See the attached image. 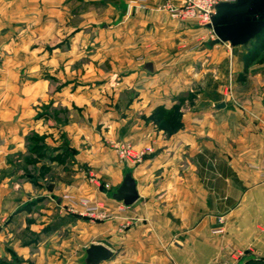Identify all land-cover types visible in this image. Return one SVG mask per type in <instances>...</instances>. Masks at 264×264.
<instances>
[{
    "label": "rangeland",
    "instance_id": "374dc122",
    "mask_svg": "<svg viewBox=\"0 0 264 264\" xmlns=\"http://www.w3.org/2000/svg\"><path fill=\"white\" fill-rule=\"evenodd\" d=\"M150 3L21 1L20 20L15 22L21 29L13 37L16 43L0 48V121L21 120L22 134L21 151L7 153V166L0 170V181L7 175V183L21 184L15 185L0 204V261L85 264V248L106 237L115 239L111 241L113 256L100 264H160L158 248L176 242L173 237L162 238L156 232L158 227H174V205L165 210L169 223L160 224L156 217L152 223L129 218L113 234L104 224L110 219L105 204L89 197V187L96 185L109 192L111 178L137 169L154 152L152 143L143 142V137L136 141L126 138L125 126L132 125L136 131L140 129L136 127L151 125L165 137L176 133L183 126L182 114L205 104L204 100L209 98L197 96L196 89L222 84L226 91L217 98H225L240 110L247 99L244 92L258 86L249 77L250 72L264 73V51L251 65L252 71L248 68L245 79L238 80L242 72L236 74L231 59L226 66H211L205 55L195 57L194 51L201 46L207 48V37L212 40L214 35L195 19L173 17L170 9L180 5L157 2L154 7L166 10L171 19L190 22L194 29L202 28L200 33L183 34L182 39L173 41L166 35L160 38L152 26L142 32L141 17L134 14L146 10ZM169 48L179 58L177 64L169 66L172 70L168 74L183 78L179 82L182 88L176 94L168 88L161 89L170 83L168 76L153 78L141 69L145 60L159 55V65H168ZM244 50L242 46L233 48L241 55ZM157 89L164 90L162 96L151 95ZM168 92L169 104H164L161 99ZM162 121L164 129L160 126ZM6 135L8 138V131ZM57 155L63 160H53ZM109 167H117L114 177L105 175L104 169ZM261 168L264 171V158ZM13 169L21 173L11 175L9 171ZM150 195L158 200L153 191L128 207L148 200ZM166 196L173 201L175 195L170 192ZM155 207L157 211L158 205ZM93 212L102 216L88 214ZM60 217H64L65 223L56 224L51 230L50 223L61 221ZM147 226L155 232H142ZM244 252L232 251L229 260H236ZM229 260L218 264H229Z\"/></svg>",
    "mask_w": 264,
    "mask_h": 264
},
{
    "label": "crops",
    "instance_id": "0c3cea01",
    "mask_svg": "<svg viewBox=\"0 0 264 264\" xmlns=\"http://www.w3.org/2000/svg\"><path fill=\"white\" fill-rule=\"evenodd\" d=\"M21 1L0 0V48L11 47L16 43L13 37L14 33L21 29V26L15 23L20 20ZM150 2L146 10L134 14L141 17L139 29L142 32L152 26L159 32L160 38L166 35L168 40L173 41L182 39L183 34L201 32L202 28L194 29L190 22L171 19L166 10L154 7L157 2L178 6L179 0ZM17 38V42H20V38L18 36ZM210 40L207 37V48L201 46L194 51V54H197L195 57L199 59L205 55L211 66H226L231 59L230 63L233 64L236 74L243 71L241 54L235 53L234 47L228 46L227 43L210 45ZM172 48L166 50V55H171L168 65L164 67L159 65L161 55L148 58L143 63L147 61L152 63L153 71L148 74L153 78L168 76L170 83L167 82L161 89L168 88L170 93L176 94L182 88L179 82H182L183 78L177 74H168L169 70H172L169 66L177 64L179 58L176 57L178 54L173 53ZM250 67L249 70L252 71ZM249 77L258 83V86L244 92L247 99L243 100L245 104L240 110L225 98H217L226 91V86L218 84L205 87L203 90L196 89L197 96L209 98L204 100L205 104L200 103L195 109L184 112L182 128L168 137L161 131L153 130L151 125L146 128L136 127L140 128L136 131L131 128L132 125L125 126L126 138L131 137L134 141L143 137V142L152 143L154 148V152L137 169L128 170L135 180L138 199L143 194L154 191L157 192L158 200L154 201V195H150L148 200L135 207H128L112 199L111 194L120 184L124 174L116 178L113 172H116L117 167L105 168V175L114 177L110 179L112 190L104 192L98 186L91 185L89 197H94L98 203L105 204L110 219L104 224L110 232L113 234L117 232L129 218L146 219L148 223H152L156 217L160 224L169 223L170 220L164 217L165 210L168 206L174 205L176 207L173 213L174 227L169 230L161 227L156 229L162 238L169 236L176 241L173 246L158 248L156 255L160 264H218L223 259L229 260L228 255L232 251L245 252L236 260H229V264H264V171L261 168V161L264 158V73L250 72ZM171 84L174 86L171 87ZM156 92H152L151 95L160 96L164 90L160 92V89H157ZM169 92L167 95L163 94L165 97L161 101L164 100L162 101L164 104L169 102L167 100L170 97L166 98ZM222 102L224 106L216 108V105ZM20 128L21 120L0 121V170L7 166V153L19 154L22 149ZM10 172L11 175H19L21 170L13 169ZM5 177L0 181V204L3 197L12 188H16L15 185L21 186V184L12 186L7 183L9 180ZM170 192L175 195L173 201H169V197L166 196V193ZM155 204L158 205L157 211ZM60 220L50 223L51 230L56 224L65 223L64 217H60ZM150 227L143 228L142 232L147 231V234H151ZM217 228L221 231H216ZM151 231L155 232L153 228ZM113 240L115 241L101 237L89 245L100 243L113 251L111 246ZM229 246L234 249H230Z\"/></svg>",
    "mask_w": 264,
    "mask_h": 264
},
{
    "label": "water",
    "instance_id": "95a60500",
    "mask_svg": "<svg viewBox=\"0 0 264 264\" xmlns=\"http://www.w3.org/2000/svg\"><path fill=\"white\" fill-rule=\"evenodd\" d=\"M214 38L209 44L228 43L236 47L253 39L264 28V0H234L219 2L214 6L211 21L207 24ZM147 72L153 71L150 61L141 66ZM219 103L216 108H221ZM139 195L131 171H126L120 184L112 192L111 198L122 202L125 206L132 205ZM113 251L100 243H92L85 249V264H100L110 260Z\"/></svg>",
    "mask_w": 264,
    "mask_h": 264
},
{
    "label": "built area",
    "instance_id": "2783aa9c",
    "mask_svg": "<svg viewBox=\"0 0 264 264\" xmlns=\"http://www.w3.org/2000/svg\"><path fill=\"white\" fill-rule=\"evenodd\" d=\"M180 6L171 8L173 17L192 18L207 26L211 21V16L214 13V6L219 2H231L234 0H180ZM135 156V155H131ZM91 217H101L95 213H88Z\"/></svg>",
    "mask_w": 264,
    "mask_h": 264
},
{
    "label": "trees",
    "instance_id": "16d2710c",
    "mask_svg": "<svg viewBox=\"0 0 264 264\" xmlns=\"http://www.w3.org/2000/svg\"><path fill=\"white\" fill-rule=\"evenodd\" d=\"M241 46L245 47V50L241 55L243 60V71L241 74L238 75V80L243 81L245 79L244 76L248 71V68L259 59L261 53L264 51V28L253 39L249 40L247 43ZM170 110H172V108ZM160 126L163 129L165 128L164 121H162V124ZM60 158L61 155H57L53 158V160L62 161L63 159ZM0 264H12V263L0 261Z\"/></svg>",
    "mask_w": 264,
    "mask_h": 264
}]
</instances>
